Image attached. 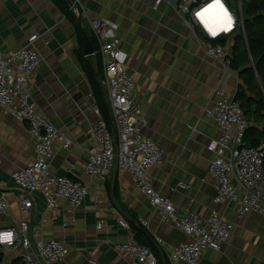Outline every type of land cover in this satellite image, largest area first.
I'll list each match as a JSON object with an SVG mask.
<instances>
[{"label":"crops","instance_id":"0c3cea01","mask_svg":"<svg viewBox=\"0 0 264 264\" xmlns=\"http://www.w3.org/2000/svg\"><path fill=\"white\" fill-rule=\"evenodd\" d=\"M80 2L82 25L91 40L89 18L104 17L118 25L117 33L128 54L127 69L143 100L147 119L143 132L165 152L164 161L150 169L155 189L169 197L181 214L191 210L208 216L217 211L233 224L222 249L206 250L199 264H264V215L250 212L239 217L237 203H215L217 191L207 172L214 157L207 146L222 132L206 111L220 98L219 89L223 97L235 98L238 88L246 87L240 73L247 66L231 65L226 72L231 76L225 82L224 68L207 55L197 33L190 30L185 16L174 5L163 3L155 8L154 0ZM77 28L51 0H0L1 49L17 50L30 36L39 35L34 45L42 62L33 80L32 102L73 142L68 148L55 144L51 170L89 187L84 202L73 213L66 201H59V206L48 212L40 192L33 193L31 212L21 209L11 175L34 160L33 140L29 123L17 121L7 107L0 105V191L9 202V213L0 216V230L27 221L33 242L37 238L63 242L70 253L56 264H87L90 259L101 264H138L127 252L117 249L129 240L148 245L160 264H171L169 249L188 238L174 225L162 222L130 173L114 167L110 177L102 181L84 172L86 149L101 145L90 134L98 118V106L80 61L84 44L81 47ZM240 36L231 38L228 47L241 60ZM91 63L100 78L101 60L91 58ZM249 109L246 118L251 129L244 141L258 146L264 139L260 129L264 117L258 114L261 117L257 119L255 105ZM71 164L74 169L69 171ZM180 181L188 187L179 188ZM120 218L127 227L120 225ZM41 219H45L43 225ZM99 221L101 229H97ZM156 236L164 245L155 241ZM22 252L2 249L0 264H24Z\"/></svg>","mask_w":264,"mask_h":264},{"label":"built area","instance_id":"2783aa9c","mask_svg":"<svg viewBox=\"0 0 264 264\" xmlns=\"http://www.w3.org/2000/svg\"><path fill=\"white\" fill-rule=\"evenodd\" d=\"M70 7L78 17H83L80 0H69ZM244 2L247 0H221L219 5L213 0H154L157 8L163 3L174 5L185 16L187 26L197 33L207 55L219 63L225 70L226 82L231 76L233 54L228 47L229 40L241 34L248 48L244 27ZM213 4L216 16L222 18L219 28L213 29L208 19ZM207 11L202 12V10ZM198 12H202L200 17ZM211 17V16H210ZM96 49L92 59H100L103 74L100 77L105 97L110 108V122L98 115L90 134L101 148H87L84 172L102 181L107 180L114 167L130 173L133 182L142 194L147 196L151 206L160 214L162 222L172 224L183 231L187 240L169 249L171 264H199L206 250L219 251L230 238L233 224L217 211L201 216L195 211L179 213L173 201L159 193L153 186L150 169L164 161L165 152L143 128L147 125L143 100L137 93L136 83L127 69L128 54L123 49L122 39L118 35V25L104 17L89 18ZM227 30V31H226ZM212 32H218L213 37ZM38 34L28 38L27 44L17 50L4 51L0 47V105L7 107L17 121L28 122L33 140L34 160L30 165L12 173L17 193V203L21 209L31 212L33 193L40 192L47 201V211L52 212L59 201H66L69 211L75 212L84 202L89 187L68 176H59L51 170L50 161L54 156V146L60 143L63 148L72 145V139L42 114L32 102L33 80L41 65L42 58L34 45ZM225 37V41L221 39ZM220 98L206 115L215 119L221 135L211 139L207 149L214 154L208 167V174L214 182L217 195L215 203L224 200L237 203V214L243 217L250 212L264 215V139L258 146L247 145L246 132L250 127L241 104L234 98ZM264 133V120L260 126ZM74 169L71 164L69 171ZM178 187L188 185L180 181ZM9 213V202L0 191V216ZM96 215L100 217V213ZM41 225L45 219L40 220ZM122 227H127L120 218ZM146 224V222H144ZM102 222L97 223L101 229ZM29 222L21 221L12 228L0 230V251L5 248L23 249L24 264H56L64 260L70 249L63 242L37 238L32 241ZM10 234L11 243L6 239ZM161 246L164 242L155 237ZM119 251L127 252L138 264H160L152 249L133 240L117 246ZM87 264H101L90 259Z\"/></svg>","mask_w":264,"mask_h":264},{"label":"trees","instance_id":"16d2710c","mask_svg":"<svg viewBox=\"0 0 264 264\" xmlns=\"http://www.w3.org/2000/svg\"><path fill=\"white\" fill-rule=\"evenodd\" d=\"M51 1L77 28L78 16L71 9L70 1ZM243 16L248 48L243 36H240L239 39L242 43L243 59L240 60L238 56H233L232 67L237 68L239 65L247 66L244 67L240 73L246 87L241 85L234 99L241 104L246 114L245 116L250 113L249 107L255 105V114H257L258 119L261 117L258 116V114L264 117V0H247ZM77 32L79 34L81 47H83V39L78 28ZM92 43L94 49H96L94 37H92ZM80 61L92 85L93 94L101 115L107 122H110V108L100 84L98 71H96L92 65L91 59L86 57L82 52L80 54ZM97 65L99 68V63ZM254 102H256V104H253ZM250 129L251 128H248L247 132H249ZM246 140L248 141V138H246ZM253 144L257 145L255 142Z\"/></svg>","mask_w":264,"mask_h":264},{"label":"water","instance_id":"95a60500","mask_svg":"<svg viewBox=\"0 0 264 264\" xmlns=\"http://www.w3.org/2000/svg\"><path fill=\"white\" fill-rule=\"evenodd\" d=\"M77 24H78L79 30L81 31L83 40H84V51H83V53L85 56H89L94 51V46H93L91 37H90L88 31L83 27L81 17H78ZM221 41H225V37H223L221 39Z\"/></svg>","mask_w":264,"mask_h":264},{"label":"bare ground","instance_id":"6f19581e","mask_svg":"<svg viewBox=\"0 0 264 264\" xmlns=\"http://www.w3.org/2000/svg\"><path fill=\"white\" fill-rule=\"evenodd\" d=\"M209 15L211 16H208V19H210V23H216L217 25L216 26H214V25H211L212 26V28L213 29H217V28H219V26H220V22H221V20H222V18L221 17H219V16H216V13H215V11L213 10V7L211 8V9H209Z\"/></svg>","mask_w":264,"mask_h":264},{"label":"snow or ice","instance_id":"6c2138e0","mask_svg":"<svg viewBox=\"0 0 264 264\" xmlns=\"http://www.w3.org/2000/svg\"><path fill=\"white\" fill-rule=\"evenodd\" d=\"M220 3H221V0H213V4L219 5ZM213 4H209L207 6V8L211 9L213 7ZM205 11H207V9L202 10V12H205ZM202 12H198L197 16L200 17L202 15ZM8 235H10V234H8Z\"/></svg>","mask_w":264,"mask_h":264},{"label":"clouds","instance_id":"9594fccd","mask_svg":"<svg viewBox=\"0 0 264 264\" xmlns=\"http://www.w3.org/2000/svg\"><path fill=\"white\" fill-rule=\"evenodd\" d=\"M226 31H227V30H226ZM211 35H212L213 37H215V36L218 35V32H212ZM6 239H7V241H8L9 243H11V235H9L8 237H6Z\"/></svg>","mask_w":264,"mask_h":264},{"label":"rangeland","instance_id":"374dc122","mask_svg":"<svg viewBox=\"0 0 264 264\" xmlns=\"http://www.w3.org/2000/svg\"><path fill=\"white\" fill-rule=\"evenodd\" d=\"M246 6V2H244V7Z\"/></svg>","mask_w":264,"mask_h":264}]
</instances>
